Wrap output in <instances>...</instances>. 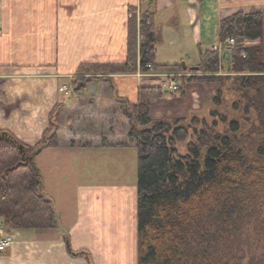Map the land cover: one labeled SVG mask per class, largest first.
I'll return each mask as SVG.
<instances>
[{"label":"trees","instance_id":"16d2710c","mask_svg":"<svg viewBox=\"0 0 264 264\" xmlns=\"http://www.w3.org/2000/svg\"><path fill=\"white\" fill-rule=\"evenodd\" d=\"M146 7L129 9L125 61L81 64L71 80L72 93L87 91L104 75L146 72L147 66L153 72H190L181 65L156 63L160 39L153 5ZM230 36L264 39V12L223 19L218 38ZM219 57L209 50L199 53L193 72L211 76L187 80L216 83L214 105H222L224 91L236 98L233 106L241 109L242 118L253 119L248 133L240 132L237 120L228 121L214 110L211 116L226 127L223 132L216 130L215 120H152L150 100L163 96L156 86L141 87L136 104L124 110L128 142L137 157V264H264V45L233 50L227 76L219 75ZM255 121L261 130L252 126ZM57 131L50 123L31 147L0 130V226L5 231L58 228L53 201L44 194L34 161L40 150L57 146ZM251 133L256 134L251 138L255 148L244 145ZM77 255L93 264L87 252Z\"/></svg>","mask_w":264,"mask_h":264},{"label":"crops","instance_id":"0c3cea01","mask_svg":"<svg viewBox=\"0 0 264 264\" xmlns=\"http://www.w3.org/2000/svg\"><path fill=\"white\" fill-rule=\"evenodd\" d=\"M147 4L153 5L155 32L160 39L156 63L184 64L185 68L198 63L199 53L217 45L223 19L239 12H264V0H0V130L34 147L50 123L53 124L54 115L58 113L61 117L72 108L80 110L77 96H89L87 91L64 95L58 88L68 77L75 76L81 64L123 63L129 9L144 10ZM226 53L220 58H226ZM139 71L104 75L103 81L93 82L90 86L96 88L92 94L95 100L86 108L94 112L89 114L92 129L65 135L58 129L57 146L36 154L34 161L39 171L42 169L37 160L44 156L48 162L45 169L55 175L54 185L41 174L44 194L53 201L59 226L40 232L5 231L10 246L0 253V264H87L77 255L80 251L87 252L93 264H137L136 181L119 185L79 183L72 191L73 196L65 191L62 176L66 172L77 174L80 167L90 172V157L100 148L129 150L135 154L134 146L126 143V137L119 141H125L122 147L116 142L110 147L91 142L93 137L98 139L101 126L111 128L116 120L123 118L130 126L123 115L116 118L111 113L98 111L97 98L105 93L111 100L110 109L120 106L119 113L122 104L126 107L136 104L140 85L146 84L139 81ZM188 93L185 88L174 94L176 106H182L178 100L181 96L177 95L188 100ZM161 99L163 96L150 100L152 120L184 116H176L174 104L167 108L169 113H164ZM66 115L63 116L65 124ZM68 123L71 127L74 119ZM110 130L108 140L116 141L115 133L120 130L115 133ZM75 138L84 144H78ZM81 153L87 158L84 164L79 160Z\"/></svg>","mask_w":264,"mask_h":264},{"label":"rangeland","instance_id":"374dc122","mask_svg":"<svg viewBox=\"0 0 264 264\" xmlns=\"http://www.w3.org/2000/svg\"><path fill=\"white\" fill-rule=\"evenodd\" d=\"M263 10V9H262ZM257 12V11H256ZM253 13V12H252ZM232 39L234 41L233 45L231 46L229 43H226V39ZM226 39H224L223 41L219 40L218 38V42L217 45H215L218 49H220L219 52V56L223 55V52H227L226 53V58H220V62H221V73L219 75L222 76H227L229 75V67H230V57H231V53L233 52V50H235L237 47H246V48H253V47H260L264 45V39L262 40H255V41H247V40H242L239 38H236L234 36H230ZM213 46V47H215ZM212 48V47H211ZM210 48V51H211ZM212 52V51H211ZM217 53V52H216ZM222 53V54H221ZM89 64V63H87ZM198 64V63H197ZM196 65L194 66H187L184 70H189L190 68H196ZM182 66V65H181ZM190 67V68H189ZM183 68V67H182ZM162 73H171V72H162ZM176 74H180L183 77H176L178 79V81H180V88L178 90V92H182V90L184 91V89H188L189 93H188V97L189 99L186 100L185 98H182V95H177V96H181L180 98H178L179 102H182V106H176L175 103V99L172 98L174 95H167V96H163V99L160 100L161 105H163V107L166 109L164 111V113H169L167 112V108L168 107H173V104L176 106V116H179L181 114H184V116L182 117H178L177 119H170L171 120H185L186 122H189V120L191 118H197L199 120H206V123H211L212 121H217V127L216 130L218 132H223L226 130V127L223 126L221 124V122L219 123V121L217 120V117H215L216 119H214L213 116H211V112L214 110L217 113L221 114L222 116H224V118H227L228 121H231L232 119L237 120L239 122V128H240V132L246 134L249 132V130H251V124L253 123V119L251 118H242V111L241 109H236L233 106V103H235L237 101L236 98H234L232 95L230 94H226L224 91V95L222 98V105L217 106L214 105L211 101L212 98L217 94V89H219L218 85L216 83L213 82H207V81H188L187 79L189 78H205L207 76H211V75H207L204 73H197V72H174ZM86 76L95 78V77H100L102 76V74H88ZM105 77V76H103ZM139 79V78H138ZM140 82H145L146 84L144 85H140L141 87H146V86H152V84L149 83V81H147V79H139ZM182 81H184L183 85H182ZM97 83V82H96ZM155 86V85H153ZM183 86V88H182ZM158 87V86H156ZM159 88V87H158ZM160 90V88H159ZM162 90H160L161 92ZM86 92V91H85ZM83 92V93H85ZM177 92V93H178ZM175 93V94H177ZM164 95V94H163ZM79 96V97H78ZM77 96V107L80 108V110L78 109H71L69 111V113H66V123L65 124L63 122V116L59 117V114L57 113V115L55 116V119L51 120V122L53 123V128L58 130L60 129L61 131V135H65L64 133H73L75 134L76 132L82 131V130H91L92 127H90V125L92 124V118L91 116H89L90 113H94V112H90L89 110H86L87 107H89L88 105L92 104L94 102V95L89 94V96L83 95ZM80 97H82V100L80 99ZM138 97V96H137ZM94 99V100H93ZM98 105H99V110L100 112H107V113H111L113 114V117L116 116V118L120 117L123 118L121 115L124 114V110L127 108L125 105H121V113L120 112V106L119 108L114 107V109H110V105H111V100L107 98V96L105 95V93L100 94V96H98ZM117 99V98H116ZM93 100V101H91ZM107 104H106V103ZM80 103H85L87 105L84 104H80ZM130 104H127V106H129ZM84 106V107H83ZM217 106V107H216ZM102 107V108H101ZM183 108V109H182ZM95 110V109H94ZM243 110V109H242ZM127 111V109H126ZM155 114H158L157 111L155 112ZM124 116V115H123ZM112 117V118H113ZM126 118V116H124ZM244 117V116H243ZM90 118V119H89ZM194 118V119H195ZM74 119V123L72 124L71 127H69L68 125L70 123H68L70 120ZM127 119V118H126ZM110 123V122H109ZM258 122H254V128L256 127V129L258 128L259 130V124H257ZM186 124V123H185ZM113 125V124H112ZM127 122L125 121V119L123 118L122 120L120 119V121L118 122V120H116V122L113 125V130L115 133V130L120 132L115 133L116 135L114 137H116V141H114V139H112V141H109L107 138V134L111 132V128L110 126H106V128H104L103 126L100 127L99 131V137L98 139H95L96 137L92 138V144L96 143L97 146L99 145H104V147H110V145H112V142H116V145H118L119 147H122L124 144V142L126 141L127 144H131L128 142V138H127V134H125L124 132L126 131V128H129V126H127ZM66 127V129H62V127ZM98 128V127H97ZM257 130V131H259ZM97 131V132H98ZM58 132V131H57ZM103 135L106 137H103ZM120 135V136H119ZM251 136L248 139L243 140L245 143L244 145L247 148H253L254 144L251 143V138L255 137L256 134L255 133H251ZM82 137V135H79ZM91 137V136H90ZM126 137L125 141H122V143L119 141L123 140V138ZM75 140H78L77 143L81 144L84 141H80L79 138H75ZM94 140V141H93ZM103 141H105L103 143ZM118 142V143H117ZM132 145V144H131ZM126 146V145H125ZM133 146V145H132ZM255 148V147H254ZM178 150L181 153L185 152V144H180L178 146ZM251 151V150H250ZM252 152V151H251ZM253 153V152H252ZM79 160L81 162V164H84V162L87 160V158L84 156V154H80L79 156ZM90 160L92 162L90 168V172L83 171L82 167H80V172H77V174L75 173H67L63 174L62 178H63V183L65 184V191H68L71 195H75V192H72L73 190H75L76 185L83 184L86 183L88 181H92L98 184H110V185H119L122 184L124 182L129 183V182H135L136 181V168H137V157H136V152L135 154H132L129 150H125V151H121V150H107V151H103L100 150L98 151H94L90 157ZM47 162L46 159L43 157H39V159L37 160L38 165L41 167L40 169H42L41 174L49 181H51L54 185H55V175L54 173H51L48 170L45 169L46 166H48V162L47 164L45 163ZM84 167V166H83ZM86 169V168H85ZM82 170V172H81ZM127 171V174H126ZM65 207V204L63 205Z\"/></svg>","mask_w":264,"mask_h":264},{"label":"built area","instance_id":"2783aa9c","mask_svg":"<svg viewBox=\"0 0 264 264\" xmlns=\"http://www.w3.org/2000/svg\"><path fill=\"white\" fill-rule=\"evenodd\" d=\"M226 43H229L231 46L234 41L232 39H226ZM212 52H220L216 46L211 48ZM75 76L68 77V81L64 83L62 86L58 88V92L60 94L67 95L72 92L71 80ZM137 77L139 79H147V81L152 84L158 86L160 88L163 96L174 95L178 92L180 88V81L176 77H183L179 73H162V72H153L150 66H147L146 72H137ZM6 232L4 229L0 228V253L6 251V249L10 246V240L6 237Z\"/></svg>","mask_w":264,"mask_h":264},{"label":"water","instance_id":"95a60500","mask_svg":"<svg viewBox=\"0 0 264 264\" xmlns=\"http://www.w3.org/2000/svg\"><path fill=\"white\" fill-rule=\"evenodd\" d=\"M182 67H183V69H185L184 64H182ZM190 70H191V71H195L196 68H190ZM87 93H88V94H95V93H96V88L93 87V86H89L88 89H87Z\"/></svg>","mask_w":264,"mask_h":264}]
</instances>
